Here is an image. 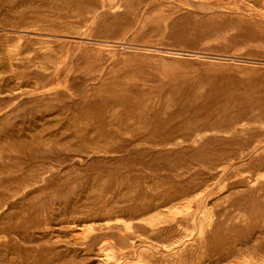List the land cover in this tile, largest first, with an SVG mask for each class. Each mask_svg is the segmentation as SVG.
Wrapping results in <instances>:
<instances>
[{
    "label": "rangeland",
    "instance_id": "1",
    "mask_svg": "<svg viewBox=\"0 0 264 264\" xmlns=\"http://www.w3.org/2000/svg\"><path fill=\"white\" fill-rule=\"evenodd\" d=\"M262 13L0 0V264H262Z\"/></svg>",
    "mask_w": 264,
    "mask_h": 264
},
{
    "label": "bare ground",
    "instance_id": "2",
    "mask_svg": "<svg viewBox=\"0 0 264 264\" xmlns=\"http://www.w3.org/2000/svg\"><path fill=\"white\" fill-rule=\"evenodd\" d=\"M199 1V0H198ZM215 1V0H214ZM46 2H48V1H46ZM227 2V1H226ZM229 2V1H228ZM239 2H240V0H239ZM206 3V2H205ZM222 3V2H221ZM220 3V4H221ZM238 3V2H237ZM168 4V3H167ZM226 4V3H225ZM245 4V3H244ZM243 4V5H244ZM56 5V4H55ZM189 5V4H188ZM227 5H228V3H227ZM226 5V6H227ZM202 6V5H201ZM219 6H221V5H219ZM230 6V5H229ZM246 6V5H245ZM31 7V6H30ZM225 7V6H224ZM249 7V6H248ZM94 8V7H93ZM232 8V7H231ZM252 9H254V7L253 8H251V11H252ZM200 10V9H199ZM234 10V9H233ZM249 10V9H248ZM237 11V10H236ZM257 11V10H256ZM262 11V10H261ZM96 12V11H95ZM235 12V11H234ZM250 12V11H249ZM259 12V11H258ZM258 12H255V14L257 13L258 14ZM194 13V12H193ZM251 13V12H250ZM253 13V12H252ZM54 14V13H53ZM68 14V13H67ZM73 14V13H72ZM87 14V13H86ZM256 14V15H257ZM264 13H262V15H263ZM260 15V14H259ZM262 15H260V16H262ZM55 16V15H54ZM90 16V15H89ZM89 16H87V17H89ZM92 18V17H91ZM90 18V19H91ZM180 18V17H179ZM220 18V17H219ZM222 18V17H221ZM241 18V17H240ZM254 18V17H253ZM262 18V17H261ZM117 19V18H116ZM121 19V18H120ZM123 20V19H122ZM125 20V19H124ZM131 20V19H130ZM260 20V19H259ZM220 21V20H219ZM133 22V21H132ZM142 23V22H141ZM162 23H164V22H162ZM97 24V23H96ZM171 24V23H170ZM80 25V24H79ZM114 25V24H113ZM112 25V26H113ZM225 26V25H224ZM98 28V27H97ZM106 28V27H105ZM117 28V27H116ZM118 28H119V26H118ZM170 31V30H169ZM86 32V31H85ZM102 32V31H101ZM166 32V31H165ZM237 32V31H236ZM105 33V32H104ZM244 36V35H243ZM85 41V40H84ZM55 43V42H54ZM81 43V42H80ZM85 44V43H84ZM103 45V44H102ZM124 45V44H123ZM254 45V44H253ZM59 47V46H58ZM124 48V47H123ZM172 49V48H171ZM64 51V50H63ZM83 51V50H82ZM139 51V50H138ZM152 51V50H151ZM174 51V50H173ZM178 51V50H177ZM56 52V51H55ZM158 52V51H157ZM169 52V51H168ZM109 53V52H108ZM171 53V52H170ZM175 54V53H174ZM62 55H64V54H62ZM61 55V56H62ZM161 55H163V54H161ZM217 55V54H216ZM82 56V55H81ZM173 56V55H172ZM96 57V56H95ZM177 57V56H176ZM235 57V56H234ZM64 58V57H63ZM82 58V57H81ZM239 58V57H238ZM187 59V58H186ZM198 59H199V57H198ZM201 59V58H200ZM205 60V59H204ZM203 61V60H202ZM168 63V62H167ZM111 64V63H110ZM83 68V67H82ZM230 68V67H229ZM131 69H132V67H131ZM82 70V69H81ZM222 70V69H221ZM238 70H240V69H238ZM244 71V70H243ZM239 73V72H238ZM254 73V72H253ZM167 74V73H166ZM138 75V74H137ZM61 78V77H60ZM66 80V79H65ZM129 83V82H128ZM260 83V82H259ZM261 84V83H260ZM36 85V84H35ZM65 85V84H64ZM125 85V84H124ZM124 85H122V86H124ZM33 86V85H32ZM121 87V86H120ZM126 87V86H125ZM118 88V87H117ZM123 90H124V88L123 87H121ZM128 88V87H127ZM262 89V88H261ZM65 90V89H64ZM125 90H127V89H125ZM124 90V91H125ZM131 90H133V89H131ZM56 91H58V90H56ZM46 92V91H45ZM50 92V91H49ZM72 92V91H71ZM120 92H122L121 90H120ZM127 92V91H126ZM130 92H132V91H130ZM126 93L127 94V96H129V94H131V93ZM138 92V91H137ZM36 93V92H35ZM145 94V93H144ZM177 94V93H176ZM93 95V94H92ZM91 95V96H92ZM119 96V95H118ZM117 96V97H118ZM127 96H125V97H127ZM19 97V96H18ZM59 97V96H58ZM116 97V98H117ZM119 97H121V96H119ZM118 97V98H119ZM183 97V96H182ZM146 98V97H145ZM123 99H124V97H123ZM147 99V98H146ZM145 99V100H146ZM23 100V99H22ZM117 101L119 100V99H116ZM115 100V101H116ZM121 100H122V98L119 100L120 102H121ZM127 100H128V97H127ZM129 100H131V97L129 96ZM140 100V102L142 103V100L141 99H139ZM123 101V100H122ZM132 101V100H131ZM131 101H130V103H131ZM144 101V100H143ZM147 101V100H146ZM151 101V104H152V100H148L147 101V104L146 105H148V102H150ZM14 102V101H13ZM120 102H117V103H120ZM124 102V101H123ZM123 102H121V103H123ZM194 102V101H193ZM137 103V102H136ZM138 104H139V102H138ZM144 104H145V102H144ZM150 104V103H149ZM15 105V104H14ZM125 105H127V104H125ZM137 105V104H136ZM139 106V105H138ZM149 106V105H148ZM12 107V106H11ZM152 106H150V108H151ZM138 109V108H137ZM147 109H149V108H147ZM146 109V110H147ZM210 109V108H209ZM9 110V109H8ZM205 110V109H204ZM138 111H139V109H138ZM143 111H145V109L143 108ZM149 111V110H148ZM151 111V110H150ZM210 111V110H209ZM208 111V112H209ZM120 112V111H119ZM207 112V111H206ZM1 113V112H0ZM137 113H139L140 114V112H137ZM146 113V112H145ZM145 113H144V115H145ZM70 114V113H69ZM65 115V114H64ZM80 115V114H79ZM136 115V114H135ZM141 115V114H140ZM144 115H143V117H144ZM155 115V114H154ZM86 116V115H85ZM139 117V116H138ZM155 117V116H154ZM172 117V116H171ZM137 118V117H136ZM142 118V117H141ZM145 118H146V116H145ZM145 118L143 119V121L145 120ZM139 119V118H138ZM137 119V120H138ZM152 119V118H151ZM151 119H149V121L151 120ZM68 120V119H67ZM128 120V119H127ZM153 121V120H152ZM144 122H146L147 123V121L145 120ZM151 122V121H150ZM70 123V122H69ZM116 123V122H115ZM141 123H142V121H141ZM146 123H144V124H146ZM149 123V122H148ZM147 123V124H148ZM146 124V125H147ZM139 125V124H138ZM151 125V124H150ZM150 125H148L149 127H152V126H150ZM69 126V125H68ZM170 126V125H169ZM168 126V127H169ZM157 128V127H156ZM231 128V127H230ZM37 130V129H36ZM153 130V129H152ZM157 130V129H156ZM225 131H227V130H225ZM152 132V131H151ZM217 134V133H216ZM25 135V134H24ZM21 141V140H20ZM194 144V143H193ZM244 146V145H243ZM260 147V146H259ZM146 148V147H145ZM261 148V147H260ZM147 149V148H146ZM148 151V150H147ZM2 153V152H1ZM107 153V152H106ZM109 154V153H108ZM254 156V155H253ZM5 157V156H4ZM93 157V156H92ZM91 157V158H92ZM134 157V156H133ZM225 158V157H224ZM92 160V159H91ZM132 165V164H131ZM180 169V168H179ZM185 174V173H184ZM227 174V173H226ZM231 174V173H230ZM261 178V177H260ZM248 181V180H247ZM150 184V183H149ZM36 185V184H35ZM2 188V187H1ZM35 188V187H34ZM176 188V187H175ZM91 190V189H90ZM2 191V190H1ZM25 192V191H24ZM223 192V191H222ZM39 193V192H38ZM78 193V192H77ZM207 194V193H206ZM209 195V194H208ZM224 196V195H223ZM195 197H196V195H195ZM13 198V197H12ZM215 198V197H214ZM196 199V198H195ZM227 203V202H226ZM175 204V203H174ZM63 205V204H62ZM221 205V204H220ZM224 205V204H223ZM195 206V205H194ZM209 206V205H208ZM181 207V205L180 206H176V208L175 209H178V208H180ZM264 207V206H263ZM4 208V207H3ZM11 208V207H10ZM175 209H169V210H165V211H161V212H158V213H156V214H154L153 216H151V217H149L148 218V221L149 222H152V223H156V222H158V221H160L163 217H169L170 215H171V213L175 210ZM158 210V209H157ZM26 211V210H25ZM1 212V211H0ZM155 212V211H154ZM188 212V211H187ZM189 213V212H188ZM72 214V213H71ZM142 215V214H141ZM78 216V215H77ZM176 218V217H175ZM120 220V219H119ZM125 221V220H124ZM235 222V221H234ZM101 224V223H100ZM119 224V223H118ZM121 224V223H120ZM103 225V224H102ZM105 225V224H104ZM197 225V224H196ZM106 226V225H105ZM57 228V227H56ZM74 228V227H73ZM76 228V227H75ZM198 229V228H197ZM97 230V229H96ZM73 231V230H72ZM198 231V230H197ZM84 232V231H83ZM92 232V231H91ZM184 233V232H183ZM195 234H197V232L195 233ZM172 235V234H171ZM72 236V235H71ZM151 236V235H150ZM8 237V236H7ZM194 237V236H193ZM201 238V237H200ZM138 239V238H137ZM194 239V238H193ZM188 240H190V239H188ZM236 240V239H235ZM52 241V240H51ZM55 241V240H54ZM178 244V243H177ZM197 245V244H196ZM154 246V245H153ZM65 248V247H64ZM78 249V248H77ZM147 250V249H146ZM176 250V249H175ZM181 250V249H180ZM101 252V251H100ZM178 252V251H177ZM240 252V251H239ZM168 253V252H167ZM174 253H175V251H174ZM239 254V253H238ZM103 255V254H102ZM108 255V254H107ZM79 256V255H78ZM88 257V256H87ZM250 262V261H249ZM262 264H264V260H263V263Z\"/></svg>",
    "mask_w": 264,
    "mask_h": 264
}]
</instances>
